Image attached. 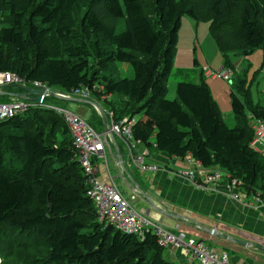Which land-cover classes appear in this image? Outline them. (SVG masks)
<instances>
[{"label":"trees","instance_id":"trees-1","mask_svg":"<svg viewBox=\"0 0 264 264\" xmlns=\"http://www.w3.org/2000/svg\"><path fill=\"white\" fill-rule=\"evenodd\" d=\"M147 2L0 0V72L64 95L88 88L93 102L113 112V121L141 115L133 138L150 152L180 160L191 154L204 168L223 170L230 183L236 180L247 195L264 200V154L251 146L254 120L264 124V106L235 91L245 90L247 80L231 81L234 128L224 122L204 71L198 83H178L177 98L167 99L182 17L209 23L225 66L234 73L233 60L264 47V0H152L150 7ZM120 64H130L134 76L123 77ZM0 91V103H8L23 89L7 85ZM98 113L101 131L87 122L102 133ZM85 181L70 128L59 113L39 106L0 122L1 263L176 264L152 232L142 239L100 222ZM5 230L32 235L36 242L10 240L2 235ZM39 242L46 244L43 256Z\"/></svg>","mask_w":264,"mask_h":264},{"label":"built area","instance_id":"built-area-1","mask_svg":"<svg viewBox=\"0 0 264 264\" xmlns=\"http://www.w3.org/2000/svg\"><path fill=\"white\" fill-rule=\"evenodd\" d=\"M204 72L212 79L221 75L229 81L233 76V72L229 69L223 72H212L210 70ZM7 85L28 86L16 74L0 72V88ZM28 87L40 88L47 86L35 82L32 86ZM65 96L89 101L93 100V95L88 88L76 89L71 94ZM107 98L106 96L103 97L104 100L111 99ZM43 101L44 98L39 102L18 99L8 103H0V122L9 120L18 114L26 113L29 109L39 106L52 109L63 116L70 128L78 153V160L84 170L85 184L88 189L87 195L97 210L100 222L115 226L126 234L136 235L142 239H144L147 232H152L158 237L160 244L165 248L183 246L189 252L188 261L185 264H192L193 261L199 264H232L227 252L220 253L202 239L190 236L179 228L175 231H170L162 224L152 221L148 217L147 212H140L135 208L138 194L136 192L125 194L118 185L116 176L110 168V161L114 156L110 135L117 138L119 142L126 146L133 164L140 172L157 173L159 171L157 165L149 164L145 161V155L149 154L148 151L144 155L136 156L134 154L135 147L140 144L133 138V127L137 122L136 118L115 122L113 121V112L106 109L105 112L109 115L108 131L105 132L104 130L103 133H100L80 115L52 105H45ZM253 128L255 134L251 146L257 152L264 154V124L261 120H254ZM183 161L186 167L174 170L172 173L203 190H214L213 186L222 178L229 179V175L221 169L204 168L201 162L194 159L191 154L183 159ZM100 166L104 170L103 177H101ZM119 167L122 175V167ZM240 184L236 180L230 183L229 180L230 189L239 187ZM251 196H253L257 203L264 206V200L260 196ZM233 197L236 200L240 199L239 195H233Z\"/></svg>","mask_w":264,"mask_h":264},{"label":"crops","instance_id":"crops-1","mask_svg":"<svg viewBox=\"0 0 264 264\" xmlns=\"http://www.w3.org/2000/svg\"><path fill=\"white\" fill-rule=\"evenodd\" d=\"M204 77L206 80L210 78L206 73H204ZM249 118H251L250 115ZM117 143L123 160L124 174L126 171V176L128 173L132 182L139 186L152 202L165 211L168 216L152 209L148 201L137 193L136 202L137 205H140L139 209L135 208L138 211L147 212L152 221L162 224L170 231L179 228L190 236L202 239L220 253L227 251L232 264H260L257 261L258 256L254 259L251 254L256 251L253 247L245 248L195 228V223L201 224L206 228L228 234L234 239L259 243L264 246V206L257 203L253 196L247 195L241 187L230 189L228 178H222L213 186L214 190L198 188L186 179L172 173L174 170L186 167L183 160L163 153L150 152L142 144L135 147L134 154L136 156L144 155L148 151L149 154L145 155V161L157 165L159 171L157 173L140 172L133 164L126 146L121 142ZM111 162L114 165L113 174L116 176V181L121 180L125 186L122 189L124 193H135L121 176L115 147ZM101 172L104 173V170ZM233 195H239L240 199L236 200ZM188 254V250L183 246L166 248V257L176 264L187 263ZM192 264L199 263L193 261Z\"/></svg>","mask_w":264,"mask_h":264},{"label":"rangeland","instance_id":"rangeland-1","mask_svg":"<svg viewBox=\"0 0 264 264\" xmlns=\"http://www.w3.org/2000/svg\"><path fill=\"white\" fill-rule=\"evenodd\" d=\"M147 3L148 7H150V4L152 6V0H149ZM149 11L152 12L153 10L149 8ZM118 24H120V22ZM119 27L122 28V25L120 24ZM196 61L197 64H195ZM233 63L234 73L231 80L228 81L221 75L215 79L207 78V82L209 83L213 98L218 105L220 114L229 128H234L236 126V119L232 113L231 81H237L239 77L242 76V78L247 80V86L245 90L235 89L239 97L244 101L249 99L251 104H260L264 106V47L257 49L248 58H237L233 60ZM120 69L123 72V77L132 78L134 76V71L130 64H120ZM203 70L223 72L228 69L227 66H225V59L216 41L211 36L209 23H197L193 18L184 16L182 17V26L178 33V44L173 71L167 82V99L175 100L177 98L176 88L178 83L199 82L200 73ZM242 78L239 79L237 83H239ZM56 90L55 93L64 96L61 90ZM246 92L247 95H245ZM46 103L80 115L88 122H91L98 131H101L99 111L93 106L85 103L63 101V99L57 100L52 97L48 99ZM135 118L139 120L141 115ZM103 129L102 131H104ZM252 130H254V128H252ZM113 167L114 165L110 161L112 173L114 172ZM100 169L103 170V167L100 166ZM103 174L102 172L101 177L104 176ZM117 183L121 189H124L125 186L121 180L117 181ZM139 205L140 204L137 205V202H135L136 208H138ZM2 235L13 241L18 238L26 246H31L32 242H36V238L32 235H16L9 230L3 231ZM16 244L20 245L19 243ZM38 245L39 255L43 256L46 253V244L39 242ZM251 254L254 256V259L258 256L257 261L260 264H264V253L254 251V253L251 252ZM0 262H2L1 259ZM9 264H14V260L10 261Z\"/></svg>","mask_w":264,"mask_h":264},{"label":"water","instance_id":"water-1","mask_svg":"<svg viewBox=\"0 0 264 264\" xmlns=\"http://www.w3.org/2000/svg\"><path fill=\"white\" fill-rule=\"evenodd\" d=\"M19 87L21 89H23V92L17 93V94H11L14 98H17V99H22V100H27V101H33V102H39L42 98L45 99L46 97L51 96V97L63 99L64 101H72V102L85 103L87 105H91V106L95 107L100 112V114L102 115L103 122H104V130H105V132L108 131L109 121L107 119V116H106L104 110L98 104H96L93 101L83 100V99H80V98H74V97L65 96V95L64 96H61V95H58L57 93L51 91L48 86L47 87H40V88H31V87H28V86L27 87L19 86ZM3 94L4 93H2L0 91V96L3 95ZM110 139L112 140V144L114 145V147L116 149L117 160H119L118 166H121L123 168V160H122L120 151H119V149L117 147L116 140H115V138L112 135H110ZM128 175L129 174L127 173V176H126V171H125V174H122L121 176L124 177L123 179H124L125 183L129 186V188L133 192H136V193L140 194V196L144 200H147L148 203L150 204V207L152 209L158 211L159 213H161L163 215L168 216L165 211L161 210L159 207H157L152 202V200L150 199V197L147 196V194L144 193L139 188V186L135 185L132 182L130 175L129 176ZM195 228L196 229H199L203 233H206V234H209V235H213V236L221 237V238L229 241L230 243L237 244V245H240V246L245 247V248H251V247H253L256 251H260L261 253H264V246L262 244L243 242L241 240H237V239L232 238L228 234L221 233V232H219V231H217L215 229L206 228L203 225L197 224V223H195ZM0 264H2V263L0 262Z\"/></svg>","mask_w":264,"mask_h":264}]
</instances>
